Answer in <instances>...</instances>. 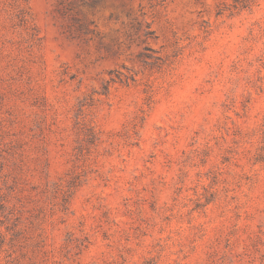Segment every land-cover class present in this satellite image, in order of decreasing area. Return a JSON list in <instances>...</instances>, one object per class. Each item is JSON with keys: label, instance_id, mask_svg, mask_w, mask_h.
Segmentation results:
<instances>
[{"label": "rangeland", "instance_id": "1", "mask_svg": "<svg viewBox=\"0 0 264 264\" xmlns=\"http://www.w3.org/2000/svg\"><path fill=\"white\" fill-rule=\"evenodd\" d=\"M0 264H264V0H0Z\"/></svg>", "mask_w": 264, "mask_h": 264}]
</instances>
